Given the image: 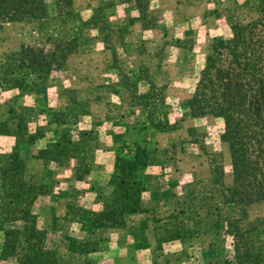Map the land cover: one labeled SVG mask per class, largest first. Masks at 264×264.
Segmentation results:
<instances>
[{
  "label": "rangeland",
  "instance_id": "1",
  "mask_svg": "<svg viewBox=\"0 0 264 264\" xmlns=\"http://www.w3.org/2000/svg\"><path fill=\"white\" fill-rule=\"evenodd\" d=\"M46 2L42 20L0 28V154L19 151L27 175L47 190L29 206L33 220L12 226L34 222L58 264L231 257L226 208L216 209L232 181L223 121L192 113L188 100L213 39L256 17V0ZM24 47L41 59L55 53L59 65L30 72L20 63ZM57 141L64 155L37 158ZM137 146L145 159L141 209L121 225L88 228L85 210H101L118 181L116 155L133 156ZM246 211L250 220L264 217V201ZM3 240L0 230V264H17L21 252L1 256Z\"/></svg>",
  "mask_w": 264,
  "mask_h": 264
},
{
  "label": "trees",
  "instance_id": "2",
  "mask_svg": "<svg viewBox=\"0 0 264 264\" xmlns=\"http://www.w3.org/2000/svg\"><path fill=\"white\" fill-rule=\"evenodd\" d=\"M58 2L71 4V0ZM255 12L256 17L250 21L230 25V38L213 39L188 100L192 113L222 119L221 139L230 154L231 185L221 188L216 209L226 208L221 217L233 237V254L214 264H264V217L250 220L246 211L248 206L264 201V0H256ZM47 15L46 0H0V28L10 22L40 21ZM35 54L30 47L20 51L21 66H27L30 72L46 73L59 65L55 53L44 59ZM15 82L24 87L23 81ZM32 85L37 91L44 90V85ZM60 142H56L55 150L39 149L37 158L64 155ZM136 149L133 156L116 155L118 181L101 210H85L88 228H100L108 222L121 225L124 215L141 209L145 159L144 150L139 146ZM27 169L19 151L0 154L1 256L8 258L21 252L17 264H58L55 251L45 247L44 233L35 229L34 222L31 226L24 224L23 229L12 226V221L19 218L33 220L29 206L39 194L47 192L42 190L44 183L27 175Z\"/></svg>",
  "mask_w": 264,
  "mask_h": 264
},
{
  "label": "crops",
  "instance_id": "3",
  "mask_svg": "<svg viewBox=\"0 0 264 264\" xmlns=\"http://www.w3.org/2000/svg\"><path fill=\"white\" fill-rule=\"evenodd\" d=\"M105 152H108V151H105ZM84 181V180H83ZM83 181H80V183H82Z\"/></svg>",
  "mask_w": 264,
  "mask_h": 264
}]
</instances>
